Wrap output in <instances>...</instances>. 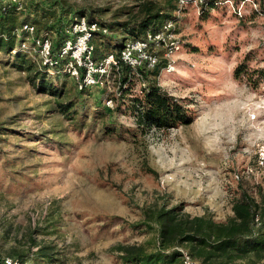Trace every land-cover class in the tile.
Masks as SVG:
<instances>
[{"label": "rangeland", "instance_id": "374dc122", "mask_svg": "<svg viewBox=\"0 0 264 264\" xmlns=\"http://www.w3.org/2000/svg\"><path fill=\"white\" fill-rule=\"evenodd\" d=\"M22 1V17L43 2ZM58 1L59 10H82L87 19L111 25L134 15L143 0ZM183 1L163 25H172L168 42L176 49L167 57L159 51L160 68L151 79L185 107L193 118L189 125L137 131L128 100L145 82L136 75L123 102L118 68L86 92L66 71L52 69L35 87L29 77L42 64L33 52L15 56L21 35L13 51H0V259L123 264L122 246L154 250L156 229L131 226L151 223L155 212L179 208L180 216L223 223L240 190L255 198L257 188L264 192V112L249 116L263 84L254 88L247 77L233 76L246 56L250 72L264 66V17L254 12L255 0L223 1L207 17H201L203 0ZM58 9L52 10L56 17ZM51 22L35 27L38 36ZM48 36L53 46L57 34ZM132 39L114 32L96 45L116 52ZM25 43L31 51V38ZM68 102L73 108L63 111L59 104ZM105 125L116 133L107 135ZM240 264H264V254Z\"/></svg>", "mask_w": 264, "mask_h": 264}, {"label": "trees", "instance_id": "16d2710c", "mask_svg": "<svg viewBox=\"0 0 264 264\" xmlns=\"http://www.w3.org/2000/svg\"><path fill=\"white\" fill-rule=\"evenodd\" d=\"M186 1L191 2V0ZM223 1L226 0H203L200 4L201 17H207L209 11L219 8ZM255 1V5L258 7L254 12L264 17V9H261L258 0V2ZM179 2V0H164L161 4L154 0H143L138 5L137 12L130 18L106 25L90 18L87 19L85 11L82 10L73 13L64 9L59 10L58 0H43L41 2L43 5L35 3L28 11V15L24 17L20 13L25 10L24 7L22 11H18L11 0L0 1V51L7 53L13 51L14 40L18 33L22 38L19 43L30 38L28 33L23 31L25 25L34 27V37L40 38L49 35V32H56V42L50 51L56 65L53 67L38 66L39 71L29 77L31 84L39 87V82H44V74L46 75L44 71L48 69L60 73L63 71L66 60L60 54L68 39L65 31L75 19L85 17L89 24H96L99 29V31L92 33L90 40L93 47L91 56L93 63L98 66L109 55H113L117 61V66L112 67L109 77H114L115 69L118 68L121 79L118 88L121 101L123 102V99L129 95L127 86L132 83V75L140 77L145 82V85L139 88L134 98L128 100V109H131L135 114L137 131L148 132L153 129L165 131L181 125H189L193 122V118L188 114L185 107L166 94L156 84L155 80L151 79L157 76L159 64L151 72L146 69L133 70L120 61V53L124 43L116 47V52L109 51L105 47L100 49L101 46L96 45L97 40H103L114 32H121L125 37L137 39L145 37L147 32H159L165 23L173 21V14L178 10ZM44 3L50 4L49 7L44 6ZM53 9L59 10L57 17V12L52 11ZM42 20H49L53 23H44L41 29L43 34L38 36L40 30H36L35 27L39 26ZM103 30H106V33H103ZM18 48L19 52L15 53L16 57L19 54L28 57L27 53L30 51ZM29 54L31 55V53ZM249 61V57L246 56L235 67L233 76L235 78L247 77L248 84L254 88L261 84L264 85V66L250 72ZM40 87L44 90L43 83ZM88 90L84 89L80 92ZM108 101L113 102L112 99H108ZM59 107L67 112L73 108L70 102L59 104ZM116 109L120 110V107H116ZM103 130L107 131V135L116 133L113 126L105 125ZM257 190L256 198L248 191L240 190L232 203V217L223 223L215 222L208 216L193 218L180 216L179 208L161 209L155 212L151 218V223L131 226L133 229L147 228V232L156 229L157 242L154 250L148 251L144 245L122 246L119 249V260L123 264H183L184 253L190 258L199 260L202 264H240L241 261L250 258V256L260 258L264 254V192L261 188H257ZM39 254L41 257L49 259L46 249H40ZM12 259L18 264H25L21 255ZM0 264H4V259H0Z\"/></svg>", "mask_w": 264, "mask_h": 264}, {"label": "built area", "instance_id": "2783aa9c", "mask_svg": "<svg viewBox=\"0 0 264 264\" xmlns=\"http://www.w3.org/2000/svg\"><path fill=\"white\" fill-rule=\"evenodd\" d=\"M6 2L8 0H0ZM17 7L22 9V0H11ZM184 4L183 0H180ZM171 24L163 27V31L159 33H146L142 39H132L124 43V47L120 53V61L129 66L133 70L146 69L152 70L159 62V51L164 48L165 57L171 55L176 46L169 43ZM23 31L27 32L31 38V53L40 60L44 66L53 67L56 62L52 59L50 51L52 42L48 35L42 37H34V27L25 25ZM99 31L96 24H89L85 17L75 19L73 23L66 29L65 33L68 37L61 51V57L66 60L63 71H66L72 78L79 91L89 89L95 86L103 85L108 81L112 67L117 66V61L113 55L106 57L98 66L92 59L93 47L90 44L92 33ZM106 33V30L102 31ZM22 50H29L25 42H22ZM108 106L111 101L106 102ZM264 112V85L260 91L255 94L253 109H249L251 120L256 119L255 112ZM183 264H197L187 254H183ZM4 264H18L10 260H4Z\"/></svg>", "mask_w": 264, "mask_h": 264}]
</instances>
